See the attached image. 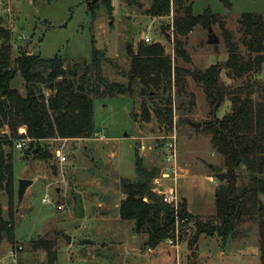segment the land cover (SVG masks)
<instances>
[{"label":"rangeland","instance_id":"1","mask_svg":"<svg viewBox=\"0 0 264 264\" xmlns=\"http://www.w3.org/2000/svg\"><path fill=\"white\" fill-rule=\"evenodd\" d=\"M111 17L98 4L92 18L85 0H0V19L12 32L11 58L22 50L39 54L44 59L61 57L66 64L89 61L92 45L106 49L113 65H103L109 81L126 82L120 72L129 68L126 46L133 49L147 34L159 42L178 67L201 71L210 65L222 68L220 83L228 90L241 89L257 102L264 97V60L259 73L242 79L233 77L225 68L227 48L222 31L245 56L240 44L239 18L253 13L264 18V0H195L192 13L201 15L210 9L222 26H210L218 39L217 45L207 44L208 27L196 26L185 38L184 49L191 59L187 64L173 53V13L168 17L150 18L143 11L150 0H135L141 7L131 6V0H110ZM147 7L146 9H148ZM144 9V10H143ZM172 42L164 36V28ZM264 57V53H263ZM11 88L25 95L23 81L17 74ZM174 127L178 165L185 175L177 185L180 197L188 200V209L203 222H213L216 216L214 190L218 183L212 176L222 165L221 157L213 151L204 129L210 107L201 87L191 78L185 79L184 93L172 87ZM95 135L84 140H51L36 142L28 139L22 149L16 143L25 138L19 135L13 146L5 148L11 156L12 186L10 197L0 192V216L9 219L12 213L14 246L0 244V264H9L14 250L21 248L15 264H46L47 252L34 249V241L51 244L55 255L53 264H258L259 237L256 220L244 219L225 242L217 235L198 236L190 245L192 232L183 231L175 248L162 243L152 252L145 248V236L133 230L131 222L118 218L121 179L136 180V153L142 165L160 168V148L170 134L159 129L152 115L147 122L134 123L130 114L139 112V101L128 97L97 98L93 100ZM229 97L216 112L221 119L229 114ZM140 115V114H139ZM138 115V119H140ZM199 123L198 128L188 124ZM22 128V127H21ZM19 128V129H21ZM18 129V131H19ZM4 130V128H3ZM10 138V131L2 132ZM151 146L143 153L140 145ZM64 156L66 162L59 163ZM211 177L212 180H209ZM247 181L246 174H242ZM32 180L20 203L17 202V181ZM242 180L238 181L239 182ZM47 195L50 203H42ZM117 205V207H115ZM61 206V210L56 207ZM62 235L71 238L67 244Z\"/></svg>","mask_w":264,"mask_h":264},{"label":"trees","instance_id":"2","mask_svg":"<svg viewBox=\"0 0 264 264\" xmlns=\"http://www.w3.org/2000/svg\"><path fill=\"white\" fill-rule=\"evenodd\" d=\"M194 1L150 0L149 8L143 11L148 17L162 18L168 17L172 10L173 53L187 64H191V59L181 37L185 38L198 25L222 26L210 9L201 15H193ZM222 1L230 8V2ZM85 2L92 18L98 4L103 5L111 17L110 0ZM128 4L141 7L135 0L128 1ZM238 24L245 56L231 35L223 30L228 55L224 66L233 77L242 79L262 69L264 18L245 13L240 16ZM163 29L165 39L172 42L166 33L169 26ZM11 41L12 32L0 19V192L10 197L13 173L11 156L5 148L12 147L13 141L21 138L17 135L19 128L25 129V136L31 143L36 142L32 146H37L40 141L90 139L95 135L93 100L125 96L134 103L139 101L138 114H130L134 123L148 122L153 115L158 128H165L171 134L174 127L172 87L177 88L180 96L188 77L201 87L209 104V119L204 123V129L213 151L221 157L222 165L212 176L218 183L213 195L215 220L203 222L190 214L185 198L181 197L177 212L179 236L183 231L192 232L190 245L195 244L200 235H217L225 242L244 219L256 220L259 264H264V97L257 103L249 93L243 96L241 89L228 91L220 83L222 68L218 64L210 65L204 71L178 67L159 42L146 44L142 40L135 49L126 46L129 68L120 72L126 79L120 83L109 81L103 74V65L114 66L106 49H96L92 45L89 61L66 64L59 56L44 59L25 50L12 59ZM17 74L23 81L25 95L10 86ZM227 96L231 111L219 119L216 112ZM5 127L9 129L11 139L2 134ZM137 155L136 180L121 179L118 183L123 196L118 204V217L123 222H131L134 232L145 236V248L154 250L174 237L176 218L173 208L162 203L151 191L157 168L144 167ZM242 174H246L247 181L243 180ZM239 180L242 181L238 184ZM3 241L14 246L11 212L8 220L0 216V244ZM31 246L47 252L46 264L54 263L50 243L40 240L32 242Z\"/></svg>","mask_w":264,"mask_h":264},{"label":"built area","instance_id":"3","mask_svg":"<svg viewBox=\"0 0 264 264\" xmlns=\"http://www.w3.org/2000/svg\"><path fill=\"white\" fill-rule=\"evenodd\" d=\"M144 43L150 44L152 43L151 38L148 35H145L143 38ZM19 135H26L25 129H19ZM28 138H23L19 140L15 147L17 149H22L25 141ZM152 149L151 146H146L144 144L140 145L138 151L141 153ZM160 168H158L157 175L153 178L151 182V191L157 195L161 202L169 205L173 208L176 218L174 237L169 238L165 241L166 245L171 248H175V245L178 244L179 238V224L177 212L179 210L181 197L178 193L177 185L179 181L184 177L185 173L183 169L178 165V152H177V138L176 134L173 132L168 137L165 138V142L163 146L160 148ZM66 162V158L64 156L59 157V163L63 164ZM42 203L48 204L50 203V199L47 195L42 198ZM57 210H61V206L56 207ZM183 223V221H182ZM21 248H18L14 251V253L10 254L8 259L9 264L16 263V256Z\"/></svg>","mask_w":264,"mask_h":264},{"label":"water","instance_id":"4","mask_svg":"<svg viewBox=\"0 0 264 264\" xmlns=\"http://www.w3.org/2000/svg\"><path fill=\"white\" fill-rule=\"evenodd\" d=\"M207 44L209 45H217L218 44V39L213 35L211 27H208V39H207ZM188 124L192 125L195 128H198L200 126L199 123H191L188 122ZM32 180H26V179H20L17 181V202L20 203L23 199V196L25 194L26 189L32 185ZM63 239L67 244H70L71 238L67 235H62Z\"/></svg>","mask_w":264,"mask_h":264},{"label":"crops","instance_id":"5","mask_svg":"<svg viewBox=\"0 0 264 264\" xmlns=\"http://www.w3.org/2000/svg\"><path fill=\"white\" fill-rule=\"evenodd\" d=\"M147 7H149V6H147ZM147 7H145L144 9H146ZM143 9V10H144ZM151 18V17H150ZM147 35V34H146ZM107 51V50H106ZM39 55V54H38ZM57 56V55H56ZM42 58V57H41ZM159 164H160V161H159ZM209 178V180H212V178L211 177H208ZM26 192V191H25ZM24 197V196H23ZM185 198V200H186V203H188V200H187V198L186 197H184ZM115 207H117V205H115ZM187 210H188V212L190 213V214H193V215H196V214H194L193 212H191L189 209H188V207H187ZM119 218V217H118ZM15 251V250H14ZM148 252H152L151 250H149L148 249ZM259 264V263H258Z\"/></svg>","mask_w":264,"mask_h":264}]
</instances>
